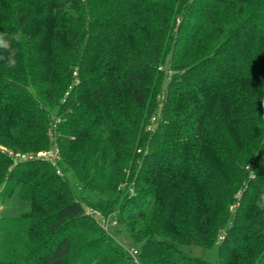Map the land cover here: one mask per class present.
Masks as SVG:
<instances>
[{"label": "trees", "instance_id": "obj_1", "mask_svg": "<svg viewBox=\"0 0 264 264\" xmlns=\"http://www.w3.org/2000/svg\"><path fill=\"white\" fill-rule=\"evenodd\" d=\"M17 31L0 264H264V0H0Z\"/></svg>", "mask_w": 264, "mask_h": 264}, {"label": "rangeland", "instance_id": "obj_2", "mask_svg": "<svg viewBox=\"0 0 264 264\" xmlns=\"http://www.w3.org/2000/svg\"><path fill=\"white\" fill-rule=\"evenodd\" d=\"M50 150H53L51 148ZM39 154V153H38ZM37 154V157L40 158ZM21 155L20 159H27L29 156ZM31 211V205L27 201H23L19 198L18 192H15L10 198L2 201L0 198V216L8 219H15L21 217L24 213ZM110 218V217H109ZM108 232H112L108 229ZM119 240H123L122 238ZM187 251L191 252L194 256L204 257L208 260H214L216 257L215 252L204 250L200 247L187 248Z\"/></svg>", "mask_w": 264, "mask_h": 264}, {"label": "clouds", "instance_id": "obj_3", "mask_svg": "<svg viewBox=\"0 0 264 264\" xmlns=\"http://www.w3.org/2000/svg\"><path fill=\"white\" fill-rule=\"evenodd\" d=\"M23 39V34L19 31L11 34L10 37H6V34H0V49L5 51L11 50V41L20 42ZM16 60L12 57H8L7 67L15 68L16 67ZM250 176L252 179L256 178L255 171L250 172ZM256 207L262 211H264V194H261L260 197L256 200Z\"/></svg>", "mask_w": 264, "mask_h": 264}, {"label": "built area", "instance_id": "obj_4", "mask_svg": "<svg viewBox=\"0 0 264 264\" xmlns=\"http://www.w3.org/2000/svg\"><path fill=\"white\" fill-rule=\"evenodd\" d=\"M38 156L48 162H51L53 164H56V162L60 159L59 149H53L48 151H41L39 152ZM25 157V156H23ZM97 216H100V213L94 212ZM116 224L115 221H112L110 218H103L102 219V225L105 230L109 229L111 225ZM131 255L136 258L139 254L138 249L133 248L130 250Z\"/></svg>", "mask_w": 264, "mask_h": 264}]
</instances>
